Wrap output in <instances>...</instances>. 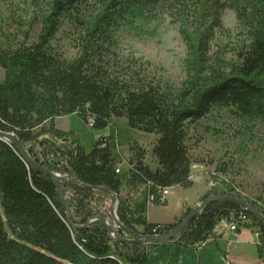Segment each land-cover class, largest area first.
I'll return each mask as SVG.
<instances>
[{"label": "trees", "instance_id": "trees-1", "mask_svg": "<svg viewBox=\"0 0 264 264\" xmlns=\"http://www.w3.org/2000/svg\"><path fill=\"white\" fill-rule=\"evenodd\" d=\"M50 7L34 44H28V34L17 44L0 27V68L5 72L0 130L15 133L40 165L75 177L81 185L61 180L70 224L56 182L0 139V264H148L146 243L122 242L101 219L90 221L102 216L115 225L112 195L87 186L117 193L120 220L139 233L163 235L178 225L191 209L175 223L150 222L147 211L150 203L168 199L150 201L151 195L166 187H191L194 166L206 163L189 145L192 129L222 111L243 122L264 121V0H51ZM226 10L234 11L237 20L236 60L211 53L216 34L225 30ZM155 11L179 24L186 43V76L180 84L152 75L139 58L121 59L115 50L121 28L148 34L145 26L156 18ZM67 21L78 31L73 58L52 44ZM71 114L97 129L108 127L114 116L124 117L131 127L158 134L156 167L148 162L144 144L131 143L124 181L122 170L116 173L111 136L100 135L88 152L73 129L57 126L58 117ZM209 163L216 164L217 172L228 171L224 161ZM211 181L215 185L203 200L214 194L237 196L232 181ZM140 189L139 199L130 196ZM260 199L252 203L264 212V194ZM222 222H236V232L242 227L259 232L258 250L264 255V223L226 201L209 204L171 241L201 248L215 241L214 230ZM120 235L132 238L123 231Z\"/></svg>", "mask_w": 264, "mask_h": 264}, {"label": "rangeland", "instance_id": "rangeland-1", "mask_svg": "<svg viewBox=\"0 0 264 264\" xmlns=\"http://www.w3.org/2000/svg\"><path fill=\"white\" fill-rule=\"evenodd\" d=\"M51 0H0V27L10 34L19 44L28 34V44L38 42L44 29L47 17L51 14ZM156 18L145 26L148 34L136 35L128 28H121L116 37V52L121 59L127 57L139 58L148 63L152 75H162L167 79L180 84L186 76L183 59L187 55V47L180 33L179 24L171 18L155 11ZM224 32L217 33L212 44L214 51L226 60H236L239 49L237 35V20L234 11L226 10L223 14ZM154 29V30H153ZM156 30V31H155ZM153 32V33H151ZM77 27L71 22H65L52 41L54 47L69 58L76 57L78 49L74 42L77 38ZM5 72L0 68V82ZM58 124L61 127L72 126L86 151L93 149L95 141L100 135L111 136V149L121 165L122 179L125 181L129 173V163L125 161L130 155V146L134 142H143L148 149L147 160L152 167L157 162L153 156L156 139L155 133H147L130 126L124 117H113L108 127L97 129L91 127L87 121L74 114L72 118L62 117ZM70 124V125H69ZM189 145L192 151L205 164L193 170V185L188 188H169L168 203L150 204V217L154 221L171 222L182 211L188 210V205L213 187L208 182L221 180L235 185V194L248 202L260 199L264 194V121L243 122L232 118L226 111L215 113L205 119L200 125L192 129ZM215 159L228 163L227 172H217L216 164L209 161ZM155 160V161H154ZM139 195H141L139 193ZM119 201V200H118ZM200 204V203H199ZM260 204V203H259ZM118 207V205H117ZM195 208V207H194ZM192 210V209H191ZM231 223H229V226ZM214 232L219 231L218 227ZM227 225V228L229 229ZM158 245V246H156ZM157 247V248H156ZM216 242H211L201 249H215ZM148 264H198L199 249L193 246H184L174 242L167 244L146 243ZM222 258V252L220 251ZM202 264H222L216 253H210ZM185 259V261H184ZM183 260V261H182ZM190 260V261H189ZM224 260L225 264L232 261Z\"/></svg>", "mask_w": 264, "mask_h": 264}, {"label": "water", "instance_id": "water-1", "mask_svg": "<svg viewBox=\"0 0 264 264\" xmlns=\"http://www.w3.org/2000/svg\"><path fill=\"white\" fill-rule=\"evenodd\" d=\"M0 139L11 143L13 146H15L18 151L21 153V155L25 158L27 163L32 169L39 170L47 175H49L55 182L58 187L59 193H60V200L63 204V207L65 208L67 212L68 221L70 224H72L71 221V210L70 206L66 200V197L63 193V188L61 184V180L63 179H71L75 183L81 185L80 181L67 174H61L55 171H52L42 165H40L38 162H36L28 153L26 148L24 147L23 143L19 139V137L13 133V132H5L0 130ZM83 186V185H82ZM89 189L97 190V189H105L109 194L112 195V201L110 206L111 215L115 221V225H112L108 219L102 216L93 217L90 221L101 219L103 223L109 228V230L112 233V236L117 238L118 240L122 242H128V243H152V244H165L173 240L175 237L179 236L180 233L183 231L185 226L201 211L204 210L205 207H207L209 204L216 202V201H226L230 202L236 205H239L243 207L244 209L248 210L255 218H257L259 221L264 223V212L263 210L256 206L255 204L248 202L242 198H239L234 195H225V194H214L210 197L203 200L200 204H198L195 208H193L191 211H189L186 216L176 225L169 233L163 234V235H144L142 233H139L123 224V222L120 220L118 213H117V205H118V195L117 193L113 192L111 189L107 187H94V186H87ZM87 226V225H84ZM75 228L78 226H74ZM120 231H123L129 235L132 236V238H124L121 237Z\"/></svg>", "mask_w": 264, "mask_h": 264}, {"label": "crops", "instance_id": "crops-1", "mask_svg": "<svg viewBox=\"0 0 264 264\" xmlns=\"http://www.w3.org/2000/svg\"><path fill=\"white\" fill-rule=\"evenodd\" d=\"M73 115L74 114L65 115L62 117L72 118ZM62 117L57 118V120H56L57 126L63 130L73 129L76 132V129L72 128V126L61 127L58 124L59 119ZM110 143H111V141H110ZM140 143L142 144L143 142H140ZM124 159H125V161H127L126 157H124ZM122 173H123V170H122ZM208 190H209V188L207 189V191ZM140 191H141V189L136 191V192L132 191L130 193V196L134 197V199H139L140 198V195H139ZM206 192H202V194L200 196H198L193 201L192 204L188 205V209H193L199 203H201L203 201V195ZM167 203H168V199H167ZM150 204H153V203H150ZM150 204H149L148 211H147V217H148V220L150 222H154V223H175L186 212L185 211L186 209H184L182 211V214L180 216H177L171 222L154 221L150 217ZM218 229H219V231H217V233L215 234V241H214V242H216V248L215 249L205 250V249L198 248L200 250L199 251V262H198V264L203 263V258L207 260V258H208L207 256L210 253H216L218 255L220 261L222 262V264H225L224 260H226L227 262H229L228 260H230V261H232V264H264V255L260 256V253L258 250L257 236H256L254 229L249 228V227H242L239 232H235V231L229 230L227 228V226H225V225H221L220 227H218ZM170 242L177 243L176 241H170ZM156 246H158V245H156ZM220 251L222 252V258L220 256ZM184 261H185V259H184ZM180 264H184V262H181Z\"/></svg>", "mask_w": 264, "mask_h": 264}, {"label": "built area", "instance_id": "built-area-1", "mask_svg": "<svg viewBox=\"0 0 264 264\" xmlns=\"http://www.w3.org/2000/svg\"><path fill=\"white\" fill-rule=\"evenodd\" d=\"M198 166H194V169H196ZM121 170H122V168H121V166H120V164H119V166L116 168V173H120L121 172ZM194 177V176H193ZM211 186H214L215 185V182L214 181H211L210 183H209ZM168 195H169V188L168 187H166V188H164V189H162L161 191H160V194L158 195V196H156V195H151L150 196V201H155V200H160V201H164V200H166L167 198H168ZM243 221H245V218H244V220ZM220 225H225V226H229V223H227V222H222V223H220ZM229 230H231V231H237V223L236 222H233V223H231V225L229 226ZM256 236H259V232H257L256 233Z\"/></svg>", "mask_w": 264, "mask_h": 264}]
</instances>
